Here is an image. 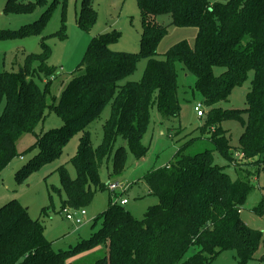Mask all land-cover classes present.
Here are the masks:
<instances>
[{"label":"trees","instance_id":"16d2710c","mask_svg":"<svg viewBox=\"0 0 264 264\" xmlns=\"http://www.w3.org/2000/svg\"><path fill=\"white\" fill-rule=\"evenodd\" d=\"M136 2L141 14L139 51H112L110 45L120 36L115 31L93 37L57 103H47L45 91L33 82L29 70V62L37 59L43 63L47 51L29 57L17 72H0V173L21 157L15 150L18 139L33 133L45 111L52 110L61 126L36 136L30 148L37 151L36 156L15 178L22 182L55 160L70 138L81 133L71 159L75 178L70 179L62 167L59 174L65 196L62 208L83 209L95 190L105 187L98 175L102 162L109 160L114 173L123 169L124 147L115 148L118 140L141 159L147 151L141 140L150 124L151 109L155 107L162 120L178 118L177 63L194 78L192 91L206 109L200 136L213 150L190 155L186 151L195 139L184 144L167 166L143 176L148 195L157 199V205L134 218L120 205L110 203L101 215L100 228L66 252L51 249L39 219H30L17 200L1 205L0 264H69L73 255L92 251L91 264H178L190 245H197L199 251L182 264H209L230 250L237 264H246L253 260L259 246L262 255L258 263L264 264V235L247 227L239 213L252 191L249 173L247 180H232L212 155L215 151L234 169L264 164V0ZM24 9L25 5L16 0H6L4 13ZM51 9L41 16V24ZM165 15L170 17V25L194 28L196 35L192 48L181 41L157 59L156 47L167 34V27L157 19ZM95 21L91 1L82 0L78 26L88 30ZM30 34L25 29L0 30V41ZM140 59L147 61L141 80L121 84L133 74ZM214 69L222 71L215 74ZM249 72L253 78L245 107L220 108L218 104L245 83ZM107 105L110 114L102 126L101 143L93 148L86 129ZM231 119L243 128L237 148L229 145L226 131L220 127ZM235 156L245 163L237 164L240 162ZM260 212H264L263 205ZM99 246L106 251L101 254Z\"/></svg>","mask_w":264,"mask_h":264},{"label":"rangeland","instance_id":"374dc122","mask_svg":"<svg viewBox=\"0 0 264 264\" xmlns=\"http://www.w3.org/2000/svg\"><path fill=\"white\" fill-rule=\"evenodd\" d=\"M16 1L25 5V11L5 14L6 0H0V30L25 29L32 34L0 41V72H17L20 68H24L29 57L40 56L44 50L47 51L43 63L37 59L29 62V70L33 73L31 76L33 82L45 91L46 101L50 105L58 102L93 37L115 31L120 36L110 45L112 51L125 53L139 51L141 14L136 0H90L96 12V21L88 30H83L76 22L82 0H43L40 4H36L35 0ZM29 4L33 5L26 7ZM50 6L52 9L43 25L40 23L41 16ZM157 22L167 27L166 36L156 47L157 59H162L164 53L178 42L185 41L191 48L193 47L196 35L194 28L172 26L170 17L166 15L159 17ZM146 62V59H140L133 74L121 81V84L139 82ZM41 68L45 71H41ZM175 68L180 104L178 118L162 120L156 108L151 109L150 124L141 140L147 151L141 159H136L130 153L123 140L117 141L115 148L124 147L123 169L114 173L109 160L105 159L102 162L98 175L101 184L105 187L95 190L89 204L83 208L85 218L81 225L76 226L65 219V208H62L61 203L65 196L61 191L59 174V169L62 167L70 179L75 178L71 159L76 153L81 133L70 138L55 160L42 165L22 182H18L15 178L36 156L37 151L30 150L36 136L61 126L59 116L52 110L45 111L44 119L37 123L33 133L23 134L16 142L15 150L21 157L13 159L0 173V206L11 200H17L21 207L27 209L30 219H39L43 227V235L50 243L51 249L54 252H66L82 240L88 239L100 228L102 213L107 210L110 203L118 206L119 198L127 201L128 204L121 207L130 212L134 218H140L150 206L157 205V199L147 194V186L143 182V176L147 172L167 166L177 150L192 139L195 141L187 149V154L213 150L210 143L201 138L199 127L202 119H198L193 110L194 105L200 102V97L192 91L194 78L180 64L177 63ZM221 71L214 69L215 74H220ZM252 78L253 73L249 72L245 83L234 88L228 100L219 103L218 106L222 109H243ZM204 110L206 113L205 108ZM109 114L110 105H107L101 115L86 129L93 148L101 143L102 126ZM220 127L226 131L229 145L237 148L238 139L243 131L241 124L231 119L221 123ZM212 155L214 162L224 167V172L232 180H247L246 174L249 173L248 181L252 185V191L241 207L240 219L247 227L264 235V212H260L261 206H264V164H247L234 169L215 151ZM235 157L237 162H240L237 164L245 163L240 157ZM116 183L127 187L125 192L121 193L117 190L111 193L108 190L109 184ZM98 250H101V254L106 251L102 246H99ZM198 251L197 245H190L179 257L178 264H182ZM90 253L93 251L73 255L68 263L91 264L95 253L93 255ZM261 255L262 247L259 246L253 260L246 264H259L258 259ZM209 264H237L235 253L231 250L224 251Z\"/></svg>","mask_w":264,"mask_h":264},{"label":"built area","instance_id":"2783aa9c","mask_svg":"<svg viewBox=\"0 0 264 264\" xmlns=\"http://www.w3.org/2000/svg\"><path fill=\"white\" fill-rule=\"evenodd\" d=\"M193 110L196 114V117L198 119H201L205 116V110H204V106L203 104L200 102H197L194 107H193ZM239 157V156H238ZM22 160V158H20ZM108 190L111 192V193H114L115 191L119 190L121 191V193L125 192L126 188L125 186H122V185H118L117 183L116 184H109L107 186ZM118 204L120 206H123V205H126L127 204V201L125 199H122V198H119L118 200ZM65 219L67 221H70L71 223H73L74 225L78 226V225H81L84 221V215H85V212L83 209H69V208H65ZM240 213V211H239Z\"/></svg>","mask_w":264,"mask_h":264},{"label":"crops","instance_id":"0c3cea01","mask_svg":"<svg viewBox=\"0 0 264 264\" xmlns=\"http://www.w3.org/2000/svg\"><path fill=\"white\" fill-rule=\"evenodd\" d=\"M129 188H131V187H129ZM129 188H128V189H129ZM147 194H148V190H147ZM127 204H128V203H127ZM127 204H126V205H127ZM84 218H85V215H84ZM90 255H92V254H90Z\"/></svg>","mask_w":264,"mask_h":264}]
</instances>
